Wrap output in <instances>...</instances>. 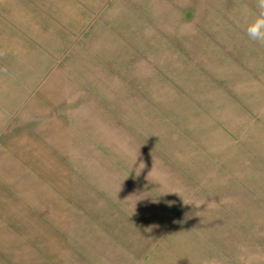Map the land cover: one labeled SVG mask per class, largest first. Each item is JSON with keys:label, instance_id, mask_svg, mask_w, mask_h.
I'll list each match as a JSON object with an SVG mask.
<instances>
[{"label": "rangeland", "instance_id": "obj_1", "mask_svg": "<svg viewBox=\"0 0 264 264\" xmlns=\"http://www.w3.org/2000/svg\"><path fill=\"white\" fill-rule=\"evenodd\" d=\"M256 0H0V264H264Z\"/></svg>", "mask_w": 264, "mask_h": 264}, {"label": "clouds", "instance_id": "obj_2", "mask_svg": "<svg viewBox=\"0 0 264 264\" xmlns=\"http://www.w3.org/2000/svg\"><path fill=\"white\" fill-rule=\"evenodd\" d=\"M257 13L247 24L245 33L249 40L264 45V0H256Z\"/></svg>", "mask_w": 264, "mask_h": 264}]
</instances>
